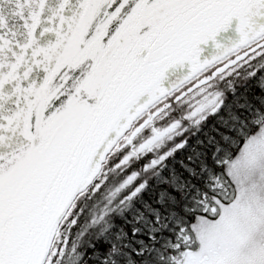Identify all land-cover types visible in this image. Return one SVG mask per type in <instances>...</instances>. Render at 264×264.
<instances>
[{
  "label": "snow or ice",
  "instance_id": "6c2138e0",
  "mask_svg": "<svg viewBox=\"0 0 264 264\" xmlns=\"http://www.w3.org/2000/svg\"><path fill=\"white\" fill-rule=\"evenodd\" d=\"M241 75L264 77V0H0V264H264V123L198 185L163 175Z\"/></svg>",
  "mask_w": 264,
  "mask_h": 264
},
{
  "label": "trees",
  "instance_id": "16d2710c",
  "mask_svg": "<svg viewBox=\"0 0 264 264\" xmlns=\"http://www.w3.org/2000/svg\"><path fill=\"white\" fill-rule=\"evenodd\" d=\"M264 77L249 82L243 75L235 81L232 88L222 87L223 105L215 114L208 115L201 124L186 122L188 131L179 140H187L184 148L175 152L166 162L168 167L163 175L170 179L175 178L181 182H190L198 185L201 182V167L207 163L212 164L213 153L218 143H223L222 136L247 138L255 132L256 125L264 123ZM243 125L244 131H230L239 129ZM233 151L226 153L225 158L238 154V148L243 146V139H232ZM192 172V175L189 173ZM167 187V185H160ZM157 192L149 193L154 202ZM65 232H57L53 246L62 238Z\"/></svg>",
  "mask_w": 264,
  "mask_h": 264
},
{
  "label": "water",
  "instance_id": "95a60500",
  "mask_svg": "<svg viewBox=\"0 0 264 264\" xmlns=\"http://www.w3.org/2000/svg\"><path fill=\"white\" fill-rule=\"evenodd\" d=\"M238 21L233 19L231 24L226 30H223L216 37V42L221 43L225 46H230L235 43L239 39V34L236 32V25ZM202 48V58H210L217 51L215 48V44L209 41L206 45H201ZM189 68L187 64L185 65H175L170 67L164 76L163 85L165 87H172L174 84L178 83L183 79L185 75H187ZM56 236V235H55ZM55 236L52 238V244L55 239Z\"/></svg>",
  "mask_w": 264,
  "mask_h": 264
},
{
  "label": "rangeland",
  "instance_id": "374dc122",
  "mask_svg": "<svg viewBox=\"0 0 264 264\" xmlns=\"http://www.w3.org/2000/svg\"><path fill=\"white\" fill-rule=\"evenodd\" d=\"M181 136H177L175 143H179ZM255 182L258 184V188L257 191L261 196H264V181L260 180L259 175H257L256 177H254Z\"/></svg>",
  "mask_w": 264,
  "mask_h": 264
}]
</instances>
